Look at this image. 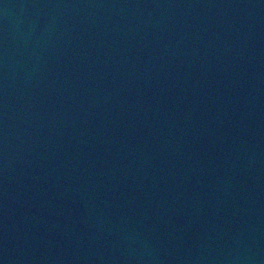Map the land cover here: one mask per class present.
<instances>
[{
	"label": "water",
	"instance_id": "95a60500",
	"mask_svg": "<svg viewBox=\"0 0 264 264\" xmlns=\"http://www.w3.org/2000/svg\"><path fill=\"white\" fill-rule=\"evenodd\" d=\"M0 264H264V0H0Z\"/></svg>",
	"mask_w": 264,
	"mask_h": 264
}]
</instances>
